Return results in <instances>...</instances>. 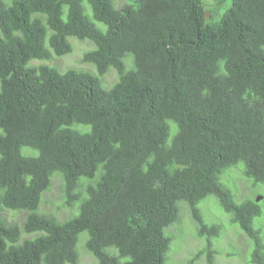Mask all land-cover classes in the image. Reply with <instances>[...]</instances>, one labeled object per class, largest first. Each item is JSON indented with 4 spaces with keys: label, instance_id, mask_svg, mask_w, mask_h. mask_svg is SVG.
Masks as SVG:
<instances>
[{
    "label": "trees",
    "instance_id": "trees-1",
    "mask_svg": "<svg viewBox=\"0 0 264 264\" xmlns=\"http://www.w3.org/2000/svg\"><path fill=\"white\" fill-rule=\"evenodd\" d=\"M222 2L0 0V264H165L180 201L204 239L189 264H215L209 196L264 264L260 202L224 179L241 162L264 186V0L206 18ZM70 37L93 70L52 62Z\"/></svg>",
    "mask_w": 264,
    "mask_h": 264
},
{
    "label": "rangeland",
    "instance_id": "rangeland-1",
    "mask_svg": "<svg viewBox=\"0 0 264 264\" xmlns=\"http://www.w3.org/2000/svg\"><path fill=\"white\" fill-rule=\"evenodd\" d=\"M114 1L117 6H121L125 2H131V0H114ZM203 1L208 2V0H203ZM230 3H231L230 0H223V2L217 6V9H215L216 12L212 11V8H209L206 12V18L208 19L213 18V20L218 19L221 16V14L230 6ZM69 41L71 42L73 47L72 52L65 54L63 56L54 55L52 62L56 63L61 68L67 65H72V67H79L83 65L84 66L83 68H86L88 70H93L94 65L92 63H88V62L82 63L83 61L81 60L83 53L86 50L92 49L94 47L92 42L88 39L79 40L75 37H70ZM35 61H40L42 63L55 66L53 63H51V60H37V59L31 60L29 62V65H31V63ZM103 77H105L103 81L106 86H110L108 84L114 82L116 78L112 70L107 74H105ZM233 168L235 169L231 172V174L228 175V171L225 173L227 174V176H225L224 179L228 180L227 183L230 185L232 189V193L234 195L235 200L237 202H242L244 199L250 196H254L256 200L260 202L261 208L263 210L261 217H259V219H256V221L264 226V196L262 195L264 192V186L261 185L257 187L256 184H253L252 181L244 175L243 173L244 167L241 162L238 163L235 167H232L230 169ZM57 186H58L57 183L54 181L53 184L54 188L51 189V191L49 192L50 195L48 194L50 198H55L58 189ZM216 200L217 199H215L214 197L209 196L201 203L202 210L205 209L206 216L209 217L210 221L214 222L215 220H217L219 224H222L224 226L225 235L223 236L224 234L223 232L220 236L213 238V242H215L223 236V238L218 243L217 242L214 243L215 247L217 250L219 248L222 252H226L225 247L228 244H231V246L234 248V251L239 252L241 255H243L242 257H244L247 254V253L245 254V252L249 248V243L245 238L246 236L240 231V229L236 224L232 223L227 219L228 218L227 213H223L224 211L222 210L220 204L218 203V200L217 201ZM183 202L184 201H180L178 203V206L182 203L181 212H180V218L182 219L180 220L179 223H176L177 225L175 223L172 224L173 226L172 227L170 226L171 227L170 230L176 231L177 229L176 227L178 228L181 227L183 231H180V234L183 233L184 238L177 239L175 242L174 240L173 242L171 241L172 244L170 246L169 252L167 253V260H165V264H186V262L187 264H189V261L194 251L198 250L204 243V239L198 237L195 234L196 232L195 224L192 223L190 219V211L189 212L187 211L186 206L182 207V205H186V203L184 204ZM182 210H183V214H182ZM23 215L24 214L21 211L15 215V218L17 220H21ZM167 231H169V228L168 230L166 228L164 229L165 234L169 236ZM84 235L85 237H87L86 232L80 234V236L82 237H84ZM261 235L263 237V242H264L263 228L261 229ZM176 247H178L177 249L178 251L173 253L172 251ZM80 252H81V264H91L93 262L92 258L84 253L83 248L80 250ZM242 260L243 258L238 260V256L233 252H230V249L229 252H226L225 254L219 253L216 256V264H240L242 263ZM198 263L199 261L194 262V264H198ZM246 264H258V263L249 262V254H248Z\"/></svg>",
    "mask_w": 264,
    "mask_h": 264
},
{
    "label": "clouds",
    "instance_id": "clouds-1",
    "mask_svg": "<svg viewBox=\"0 0 264 264\" xmlns=\"http://www.w3.org/2000/svg\"><path fill=\"white\" fill-rule=\"evenodd\" d=\"M117 6V5H116ZM119 7V6H118ZM241 231V230H240ZM242 232V231H241ZM243 233V232H242ZM244 234V233H243ZM225 235V232H224V234H223V236ZM245 235V234H244ZM223 236L221 237V238H219L217 241H215V242H219L222 238H223ZM246 236V235H245ZM246 238V240L248 241V243H249V248L247 249V251L245 252V256L244 257H242L243 255H241L239 252H235L234 251V248L231 246V244H228L226 247H225V251L226 252H229V249H230V252H233L234 254H236L237 256H238V260L239 259H241V258H243V260H242V263H240V264H246V262H247V258H248V254H249V252H250V249H251V246H252V244H251V241L247 238V236L245 237ZM214 242V243H215ZM196 251V250H195ZM195 251H194V253H193V255L195 254ZM218 252L219 253H223V254H225L226 252H222L219 248H218ZM218 255V254H217ZM216 255V256H217ZM197 261H199V263L198 264H206V259L204 258V256H201V257H198L197 258V260H196V262ZM223 261H224V259H223ZM249 262H252L251 261V259H250V254H249ZM187 264V263H186ZM215 264H216V257H215Z\"/></svg>",
    "mask_w": 264,
    "mask_h": 264
}]
</instances>
